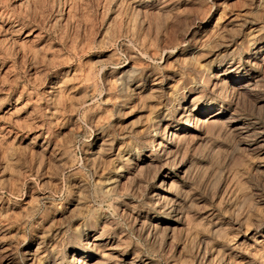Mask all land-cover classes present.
Listing matches in <instances>:
<instances>
[{
	"label": "rangeland",
	"instance_id": "rangeland-1",
	"mask_svg": "<svg viewBox=\"0 0 264 264\" xmlns=\"http://www.w3.org/2000/svg\"><path fill=\"white\" fill-rule=\"evenodd\" d=\"M0 264H264V0H0Z\"/></svg>",
	"mask_w": 264,
	"mask_h": 264
}]
</instances>
